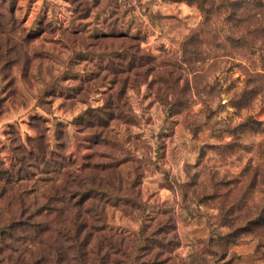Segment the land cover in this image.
<instances>
[{"label":"rangeland","instance_id":"1","mask_svg":"<svg viewBox=\"0 0 264 264\" xmlns=\"http://www.w3.org/2000/svg\"><path fill=\"white\" fill-rule=\"evenodd\" d=\"M100 1L89 19L77 20L66 0H17L19 22L45 32L34 41L30 77L23 82L14 69L24 97L10 98L0 118V156L13 168V146L40 132L51 140L63 133L64 151L78 166L90 156L101 167L130 161L132 179L141 175L148 210L110 208L114 233L130 235L144 223L150 233L173 219L174 264H264V8H256L264 0H203L204 8L190 0ZM115 21L159 64L125 99L134 122L118 123L105 144L75 126L88 106L57 98L47 113L37 105L73 58L61 32L74 22L89 36ZM107 89L89 105L102 106ZM35 173L32 200L46 185Z\"/></svg>","mask_w":264,"mask_h":264},{"label":"trees","instance_id":"2","mask_svg":"<svg viewBox=\"0 0 264 264\" xmlns=\"http://www.w3.org/2000/svg\"><path fill=\"white\" fill-rule=\"evenodd\" d=\"M66 1L75 7L77 20L89 19L101 4L100 0ZM190 2L204 8L203 0ZM16 3L0 0V118L10 98L23 99L14 69L21 81L30 77L34 41L45 32L43 27L33 32L25 28L17 18ZM256 5L264 8L261 2ZM121 7L117 4L113 13L121 12ZM72 24L73 28L61 32V40L73 52L70 67L48 87L37 108L49 113L46 104L51 106L57 98L88 106L77 116L75 126L87 129L93 142L108 144L118 123L134 122L125 99L129 91L147 83L158 58L116 21L102 32L89 31V36L81 35L83 31ZM81 62H92L94 68L80 71ZM167 72L165 78L170 80L172 73ZM105 86L103 105H89L93 94ZM63 135L55 133L51 140L40 132L13 146L18 161L13 168L0 156V264H174L175 248L169 239L176 229L173 219L159 223L150 233L148 223L130 235L109 228L112 207L148 210L141 199V175L136 171L132 179L130 161L101 167L90 156L78 166L76 157L64 151ZM36 170L45 176L46 185L42 198L32 200Z\"/></svg>","mask_w":264,"mask_h":264}]
</instances>
